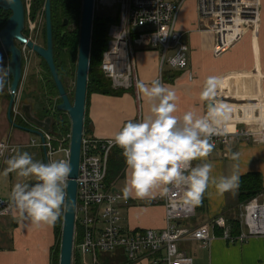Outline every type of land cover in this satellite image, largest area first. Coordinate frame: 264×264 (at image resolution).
I'll use <instances>...</instances> for the list:
<instances>
[{"label": "crops", "instance_id": "1", "mask_svg": "<svg viewBox=\"0 0 264 264\" xmlns=\"http://www.w3.org/2000/svg\"><path fill=\"white\" fill-rule=\"evenodd\" d=\"M171 2L179 6L176 31L183 35L182 42L189 47L188 65L184 69L172 68L162 64L163 54L160 49H136L138 80L150 85L151 81L159 79L163 86L175 93L174 102L177 105L175 115L181 125L182 117L188 111H192L196 117L207 113L209 101L202 100L200 94L209 76L220 79L221 84L213 100L231 105V118L244 121L264 120V0L261 2L258 26L247 28L242 38L221 55L214 53L215 34L203 26L199 14V0ZM4 59L8 64V58ZM116 91L120 92L92 93L88 96L86 123L89 136L113 139L115 133L127 121L150 116L151 107L157 102L149 101L141 93L137 94L133 90ZM9 100L8 84L4 91L0 92V144L9 141L20 151L29 152L34 160L46 162L42 138L15 128L9 122ZM34 113L32 110V114ZM15 121L19 126L33 128L21 116L16 117ZM233 153L237 154L235 160L231 158ZM58 156H61L59 160H64L66 155L57 151L52 160H58ZM6 159L0 156V199L12 205L13 210L12 214L0 217V264H52V250L58 243L55 224L37 225L13 205L10 198L11 188L25 178L18 177L16 173L4 175ZM206 160L214 165L211 174L214 177L229 175L235 170L240 182L244 176L259 174L263 191L257 198L264 202V144L245 142L212 147ZM194 161V166L202 163L201 160ZM233 165L237 167L234 169ZM127 175L125 169L110 187L124 195ZM27 180L31 183L36 182L34 177ZM161 194L162 190L157 189L151 198H137L134 193L127 195V199L121 204L124 227L129 231L163 230L166 226V208L160 201ZM246 203L241 201L240 183L235 189L223 194L210 183L201 202L194 205L195 218L182 222V225L196 229L209 225L220 217L239 220ZM213 234L216 238L208 248H203L197 241H182L178 246L180 252L193 258V264H264V237H253L245 244L234 245L217 237L214 232ZM81 241L80 234L79 243ZM73 264L129 263L123 250L99 253L94 259L92 255L84 256L76 249ZM135 264L153 263L144 260Z\"/></svg>", "mask_w": 264, "mask_h": 264}, {"label": "built area", "instance_id": "2", "mask_svg": "<svg viewBox=\"0 0 264 264\" xmlns=\"http://www.w3.org/2000/svg\"><path fill=\"white\" fill-rule=\"evenodd\" d=\"M121 3L120 19L109 28L108 50L101 70L116 90H133L138 94L135 52L160 49L162 64L184 69L188 65L189 47L182 42L183 35L176 31L179 6L171 0H118ZM106 5L111 0H104ZM262 0H199V14L203 26L216 36L214 53L221 55L238 42L247 28L260 22ZM171 52H174L173 54ZM19 93V92H18ZM16 94V102L17 95ZM21 110L14 107V120ZM26 120V119H25ZM240 124V125H238ZM71 134L60 138L44 132L43 148L49 161L59 151L65 153L69 163ZM264 144V120H239L231 118L221 127L219 134L211 137L213 147L241 143ZM7 150L0 153L9 158L13 146L2 142ZM115 150H121L113 139L83 135L79 167L75 239L81 234L82 241L75 245L84 256L112 253L123 250L129 264L149 260L153 264H193V258L179 250L182 241H197L208 248L216 229L223 231L220 237L229 244H245L253 237H264V202L253 198L239 215L244 231L237 238L231 236V227L224 217L209 225L192 229L182 222L195 218L194 205L187 203L182 190L167 186L160 201L166 208V226L163 230L129 231L124 227L121 204L127 199L108 187L106 180L109 164ZM192 166L195 161L191 162ZM68 179L65 186V192ZM13 206L0 199V217L12 214Z\"/></svg>", "mask_w": 264, "mask_h": 264}, {"label": "clouds", "instance_id": "3", "mask_svg": "<svg viewBox=\"0 0 264 264\" xmlns=\"http://www.w3.org/2000/svg\"><path fill=\"white\" fill-rule=\"evenodd\" d=\"M10 65L0 55V92L9 84L12 75ZM221 81L209 76L203 86L201 99L209 101L207 113L196 117L186 112L180 124L177 116L175 93L163 86L159 79L151 84L136 81L139 93L149 101H157L151 107V115L141 120H129L115 133L114 144L121 149L127 169L124 195L151 198L157 189L167 193L171 185L182 190L184 200L198 205L212 183L221 193L238 187L239 175L234 170L229 175L212 176L213 163L208 157L213 145L211 137L219 134L221 127L231 119L232 107L223 101H214ZM0 144V153L7 150ZM14 153L6 159L4 175L16 173L20 178L10 193L13 205L33 223L54 225L63 208L67 206L65 186L71 172L67 160H34L27 151L13 147ZM233 160L237 154L233 153ZM202 163L192 166L191 162ZM237 166L233 165L235 169ZM35 178L31 183L27 178Z\"/></svg>", "mask_w": 264, "mask_h": 264}, {"label": "water", "instance_id": "4", "mask_svg": "<svg viewBox=\"0 0 264 264\" xmlns=\"http://www.w3.org/2000/svg\"><path fill=\"white\" fill-rule=\"evenodd\" d=\"M0 8L4 11L12 13L6 26L0 31V55L8 58V65H10L12 69V75L9 77V81L11 80L9 84V122L15 128L40 136L42 138V143H44V132H53V120L46 119L44 121H39L32 114V108L30 105L22 104L20 110L26 121L33 126L32 129L19 126L14 120L16 94L20 90L24 77V51L18 46V44L26 46L46 63L61 99V103L57 106V110L58 112L67 114L71 121L69 158L71 172L69 174L66 187L67 206L64 208L63 213L59 264H73L78 195L77 179L79 176L82 140L86 119L96 0H83L82 3L76 82L73 101L70 99L55 62L51 0H46L44 7L46 21L45 47L39 46L38 44L28 40L24 35L26 27V7L23 0H0ZM67 24L68 20L65 19L64 26H67ZM44 152L46 162H48L49 157L45 148Z\"/></svg>", "mask_w": 264, "mask_h": 264}, {"label": "trees", "instance_id": "5", "mask_svg": "<svg viewBox=\"0 0 264 264\" xmlns=\"http://www.w3.org/2000/svg\"><path fill=\"white\" fill-rule=\"evenodd\" d=\"M45 3L46 0H36L35 6L32 9V17H35L38 11L44 9ZM51 3L55 62L59 75L64 83V77L72 76L73 72L76 70L75 63L77 60L78 52V38L80 37H78V32L71 33L67 31V28L72 23L81 22L83 0H51ZM11 15V12L4 11L0 8V31L6 26ZM65 19L68 20L67 26H64ZM119 19L120 16L116 19H113L111 16H98L97 14L95 15L88 81V96L92 93L118 94L120 92L112 88L111 81L105 77L104 73L101 70L103 57L105 52L108 50V44L110 40L109 28L112 24L117 23ZM26 33L27 32L24 31V35L27 38ZM44 43L46 46V27L44 29ZM18 46L22 48L23 45L18 44ZM43 66L44 70L48 73V75L43 73V78L44 80H46L44 81L45 86H48V90L52 96H55V94L58 95L54 81L53 79H51L49 68L44 61ZM48 78L51 79L50 83H48ZM39 90L41 92V88H39ZM60 103L61 99L59 98L57 104ZM54 119L55 121L53 125V133L56 136L63 138L71 134V122L68 115L57 112V115L54 116ZM84 132L85 134H88L86 119ZM125 169L126 164L121 154V150H115L110 159L109 172L106 180L107 186L110 187V185L113 184V182L122 175ZM261 181L262 180L259 174H249L242 177L239 182L241 185L242 202H249L253 198H256L260 193H262L263 189ZM228 223L231 227V236L233 238L239 237L242 233V224L240 220L231 219L228 220ZM62 225L63 209L57 222L55 223L58 243L52 250V264H59L60 262ZM214 233L217 235V237H221L223 231L221 229H216ZM77 244H79V235L75 239V245Z\"/></svg>", "mask_w": 264, "mask_h": 264}, {"label": "rangeland", "instance_id": "6", "mask_svg": "<svg viewBox=\"0 0 264 264\" xmlns=\"http://www.w3.org/2000/svg\"><path fill=\"white\" fill-rule=\"evenodd\" d=\"M26 7V27L25 32L27 39L38 44L39 46L45 47L44 43V29H45V11L44 9L38 11L35 17H32V9L35 6L36 0H23ZM121 3L118 0H111L109 5H106L104 0H96L95 15L98 16H111L116 19L121 14ZM80 23H72L68 26L67 31L71 33L78 32L80 36ZM78 49H79V38H78ZM24 51V77L20 86L19 93L17 95V110L20 112L21 105L23 103H30L31 97L38 96L40 86L38 85V76L45 72L43 61L33 51L29 50L26 46H22ZM78 58V52H77ZM77 67V60H76ZM74 64V65H75ZM75 67V69H76ZM77 70V69H76ZM76 70L72 76L64 77V85L72 99L74 98L75 82H76ZM10 84V83H9ZM35 99V98H34ZM35 105V104H34ZM33 105V106H34ZM37 105V103H36ZM36 106H34V111ZM71 122V121H70ZM61 156H58V160ZM75 251V249H74Z\"/></svg>", "mask_w": 264, "mask_h": 264}, {"label": "flooded vegetation", "instance_id": "7", "mask_svg": "<svg viewBox=\"0 0 264 264\" xmlns=\"http://www.w3.org/2000/svg\"><path fill=\"white\" fill-rule=\"evenodd\" d=\"M46 27V25H45ZM42 60V59H41ZM77 69V68H76ZM77 71V70H76ZM44 74H47L48 73L45 71ZM43 73L40 74L38 76V85L40 86L41 88V92H39L38 96H33L31 97V99H29V102L30 103H23V104H26V105H30L32 110L34 111V106H36V110L34 111L35 113L33 114L39 121H44L46 119H52V126L54 125V116L57 115V106L59 104L58 103V100L60 98V96L56 95L55 96H52L48 90V86L46 85L45 86V83L44 81V78H43ZM51 74V73H50ZM49 77V76H48ZM51 79H52V76H51ZM50 78H48V83H50L51 81ZM50 85V84H49ZM58 92V91H57ZM69 94V93H68ZM70 96V99L73 101L72 99V96L71 94H69ZM35 98V99H34ZM36 103H38V105H36ZM35 104V105H34ZM34 105V106H33ZM38 107V108H37ZM61 113V112H59ZM65 114V113H63ZM67 115V114H66ZM53 134V133H52Z\"/></svg>", "mask_w": 264, "mask_h": 264}]
</instances>
